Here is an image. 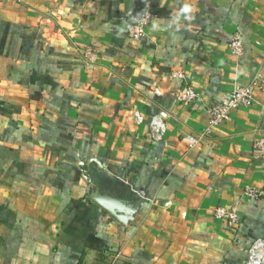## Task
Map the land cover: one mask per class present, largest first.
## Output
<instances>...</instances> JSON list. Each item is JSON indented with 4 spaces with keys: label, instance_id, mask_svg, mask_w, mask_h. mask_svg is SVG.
<instances>
[{
    "label": "crops",
    "instance_id": "0c3cea01",
    "mask_svg": "<svg viewBox=\"0 0 264 264\" xmlns=\"http://www.w3.org/2000/svg\"><path fill=\"white\" fill-rule=\"evenodd\" d=\"M145 12L147 36L131 37ZM260 76L264 0H0V264H245L264 239V92L184 137ZM187 83L199 97L178 104ZM97 187L135 202L127 225L92 202Z\"/></svg>",
    "mask_w": 264,
    "mask_h": 264
},
{
    "label": "built area",
    "instance_id": "2783aa9c",
    "mask_svg": "<svg viewBox=\"0 0 264 264\" xmlns=\"http://www.w3.org/2000/svg\"><path fill=\"white\" fill-rule=\"evenodd\" d=\"M154 23V15L145 12L141 16L131 21L128 28L129 35L133 38L140 39L147 36V30ZM232 46L237 52H243V39L241 36L236 37ZM256 90L264 92V76L254 79L246 86H239L230 93L223 96L218 102L214 103L208 109V124L204 133L200 137L188 135L184 140L190 145L197 144L202 138L212 136L214 130L229 121L232 114L241 108L250 107L254 102V93ZM199 97L198 92L190 84H185L175 93V100L178 104L186 105L194 103ZM168 112L161 111L159 114L149 118L150 135L153 141L161 142L167 131L166 120ZM134 117L138 124H142L146 119L140 112H134ZM255 150L264 154V140L255 145ZM261 195L259 190L248 188L246 196L250 199H258ZM214 217L224 222L228 227L240 224L241 219L235 210L218 207L214 212ZM245 264H264V239L258 238L249 242L246 250Z\"/></svg>",
    "mask_w": 264,
    "mask_h": 264
},
{
    "label": "water",
    "instance_id": "95a60500",
    "mask_svg": "<svg viewBox=\"0 0 264 264\" xmlns=\"http://www.w3.org/2000/svg\"><path fill=\"white\" fill-rule=\"evenodd\" d=\"M111 187L113 190L116 189L115 185ZM90 199L94 204L108 212L121 225H127L136 207L135 202L124 200L114 195L111 188L105 191H101L99 188H93Z\"/></svg>",
    "mask_w": 264,
    "mask_h": 264
},
{
    "label": "clouds",
    "instance_id": "9594fccd",
    "mask_svg": "<svg viewBox=\"0 0 264 264\" xmlns=\"http://www.w3.org/2000/svg\"><path fill=\"white\" fill-rule=\"evenodd\" d=\"M183 11L187 14L188 19L193 18L191 15H189L192 12V7L189 4H185Z\"/></svg>",
    "mask_w": 264,
    "mask_h": 264
},
{
    "label": "rangeland",
    "instance_id": "374dc122",
    "mask_svg": "<svg viewBox=\"0 0 264 264\" xmlns=\"http://www.w3.org/2000/svg\"><path fill=\"white\" fill-rule=\"evenodd\" d=\"M97 188H99V187H97ZM100 190H102L101 188H99Z\"/></svg>",
    "mask_w": 264,
    "mask_h": 264
}]
</instances>
